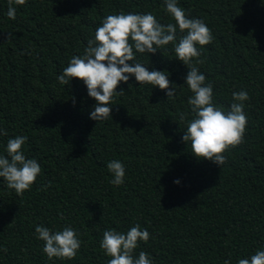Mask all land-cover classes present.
Here are the masks:
<instances>
[{"label":"trees","instance_id":"16d2710c","mask_svg":"<svg viewBox=\"0 0 264 264\" xmlns=\"http://www.w3.org/2000/svg\"><path fill=\"white\" fill-rule=\"evenodd\" d=\"M177 4L212 30L213 42L197 46L204 61L197 67L213 84L214 103L227 111L233 91L251 98L245 140L224 153L221 166L198 159L182 140L180 113H190L192 93L172 43L137 52L135 62L166 71L177 95L131 76L118 85L124 92L114 96L107 120L90 118L96 101L82 80H57L109 14L151 12L174 23L164 0H27L13 5L15 20L7 17L8 0H0V130L7 131L0 155L7 156L10 138L27 136L22 151L42 169L22 196L0 177V264H107L103 232L126 233L137 223L150 238L133 255L146 251L154 264H237L264 250V0ZM184 34L177 29V42ZM111 160L125 166L120 186L110 183ZM38 224L75 228L82 241L75 258L49 260Z\"/></svg>","mask_w":264,"mask_h":264},{"label":"clouds","instance_id":"9594fccd","mask_svg":"<svg viewBox=\"0 0 264 264\" xmlns=\"http://www.w3.org/2000/svg\"><path fill=\"white\" fill-rule=\"evenodd\" d=\"M26 2L27 0H8L7 17L15 20L16 9L13 5H24ZM164 4L166 13L174 23L162 24L151 12L121 11L102 18L94 36L88 39L83 55L71 57L57 80L63 85H68L73 78L82 80L87 87L88 96L96 101L90 118L98 122L107 120L112 117L110 105L114 96L118 92H124L123 89L117 91L118 85L120 82L127 83L131 76L135 77L139 85L150 84L166 90L168 98L177 95V89L166 71H150L147 66L135 62L137 52L154 54L172 43L176 58L189 69L185 84L192 93L188 97L190 113H180V120L186 122L182 140L190 142L191 153L195 157L221 166L226 163L224 153L245 140L248 119L244 108L245 102L251 98L246 90L233 91L232 103L227 111L214 103L213 84L207 82L206 75L197 67L204 63L197 46L202 48L213 42L212 30L203 19L189 18L184 9L178 6L177 0H164ZM177 29L185 33L178 42ZM9 37L11 39V34ZM128 61H133L134 64H129ZM170 84L173 86L170 87ZM189 115L191 119H188ZM0 135H7V131L0 130ZM27 140L28 137L24 135L10 138L6 144L7 156L0 155V177L4 178L5 186L13 189L18 196L31 190L42 171L38 161L26 158L22 151ZM107 169L113 176L110 180L112 185L120 186L124 183L125 166L120 160L109 161ZM175 183L178 184L179 180ZM48 186L50 182L45 185ZM35 234L38 240L44 242L42 252L49 260L74 259L82 243L77 230L71 225L53 232L38 224L35 226ZM149 238V231L141 229L137 223L126 233L116 229L105 230L99 246L110 257L107 264H154L146 251L141 250L138 257L133 255L139 242L147 243ZM224 264H231V258L226 259ZM237 264H264V250H256L250 258H238Z\"/></svg>","mask_w":264,"mask_h":264}]
</instances>
